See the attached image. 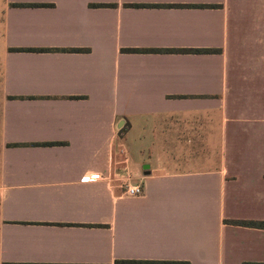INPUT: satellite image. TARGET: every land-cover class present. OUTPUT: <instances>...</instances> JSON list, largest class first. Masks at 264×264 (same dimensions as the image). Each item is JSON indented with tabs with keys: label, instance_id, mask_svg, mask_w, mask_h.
Segmentation results:
<instances>
[{
	"label": "crops",
	"instance_id": "crops-1",
	"mask_svg": "<svg viewBox=\"0 0 264 264\" xmlns=\"http://www.w3.org/2000/svg\"><path fill=\"white\" fill-rule=\"evenodd\" d=\"M233 222H264V0H0V264H264Z\"/></svg>",
	"mask_w": 264,
	"mask_h": 264
},
{
	"label": "trees",
	"instance_id": "trees-1",
	"mask_svg": "<svg viewBox=\"0 0 264 264\" xmlns=\"http://www.w3.org/2000/svg\"><path fill=\"white\" fill-rule=\"evenodd\" d=\"M14 7H30V8H41V7H50V5L45 4H15ZM92 7L95 8H104V7H113V5H93ZM127 7H136V8H159L162 6L157 5H127ZM169 7V6H166ZM175 8H203V9H214L216 6L214 5H198V6H173ZM13 52H48L50 50H40V49H15L11 50ZM54 52H71V53H81L83 50H55ZM125 53H150V54H205V55H212V54H219L220 50L216 49H205V50H134L128 49L124 50ZM62 145L60 143H43V144H34L33 146H59ZM17 146V145H16ZM234 225L243 226V227H250L256 229H264V222H233ZM117 264H183V263H165V262H117Z\"/></svg>",
	"mask_w": 264,
	"mask_h": 264
},
{
	"label": "rangeland",
	"instance_id": "rangeland-1",
	"mask_svg": "<svg viewBox=\"0 0 264 264\" xmlns=\"http://www.w3.org/2000/svg\"><path fill=\"white\" fill-rule=\"evenodd\" d=\"M231 46L233 47V54H232V58H230L231 60V66L233 67L232 69V87L234 88L232 90L233 94H231V104H232V111H233V114L236 113V110H237V107H240L238 111V114H250L251 113V109L249 107H244V106H241L237 103H240V102H237L236 100V96H237V93L235 88L238 87H242L243 86V82L241 81V78L246 76V74H244L246 72V69L244 68H250L248 66H251L252 65V60L251 59H248V57H243L241 53H237L236 52V46H235V43L231 44ZM248 82H250V80H248ZM187 136V135H185Z\"/></svg>",
	"mask_w": 264,
	"mask_h": 264
},
{
	"label": "built area",
	"instance_id": "built-area-1",
	"mask_svg": "<svg viewBox=\"0 0 264 264\" xmlns=\"http://www.w3.org/2000/svg\"><path fill=\"white\" fill-rule=\"evenodd\" d=\"M97 178H98L97 175H88L86 177L87 180H95ZM109 180L113 181L114 179L112 177V178H109ZM118 181L120 183L119 187L122 190V194L124 196L138 197V196H141L143 194V188L141 185H135V186L130 185V183H129L130 178H129L128 174L121 175L118 178Z\"/></svg>",
	"mask_w": 264,
	"mask_h": 264
},
{
	"label": "water",
	"instance_id": "water-1",
	"mask_svg": "<svg viewBox=\"0 0 264 264\" xmlns=\"http://www.w3.org/2000/svg\"><path fill=\"white\" fill-rule=\"evenodd\" d=\"M147 169H148V166L147 165L143 167V170H147Z\"/></svg>",
	"mask_w": 264,
	"mask_h": 264
}]
</instances>
